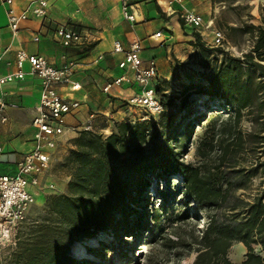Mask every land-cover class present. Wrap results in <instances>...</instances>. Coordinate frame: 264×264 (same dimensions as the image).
I'll return each instance as SVG.
<instances>
[{"label": "rangeland", "instance_id": "rangeland-1", "mask_svg": "<svg viewBox=\"0 0 264 264\" xmlns=\"http://www.w3.org/2000/svg\"><path fill=\"white\" fill-rule=\"evenodd\" d=\"M50 2L52 8L54 4V12L44 18L42 25L47 27V41L59 47L60 64L71 62L75 69L78 60L100 39L123 30L117 0ZM157 2L158 0H150L154 10L158 8ZM160 6L161 9L156 11L157 19L168 20L163 6ZM188 7L202 15L205 20H213V27L224 36V45H205L210 38L202 37L190 28H184L178 17L181 27L178 36L172 39L171 36L162 34L164 41L168 40L167 46L162 49V55L155 57L159 59L157 93L164 101V110L158 115H149V120L145 121L158 130L160 140L170 142L176 147L180 161L197 165L200 162L196 150L198 143L204 138H213L216 143L220 139L221 131L225 130L222 128L229 113H223L211 126H206L211 113L205 111L211 108L212 102L218 103L219 99L190 89V86L207 85L206 75L222 59L234 58L244 61V55L251 50L258 35L252 27H264V0H188ZM149 20L150 18L146 21ZM62 26L73 28L80 39L70 46L62 45L56 36L57 29ZM201 31L206 35L209 30ZM170 34L173 35L172 31ZM196 37H199L204 46L196 41ZM146 39L147 37L144 41ZM248 73L253 78L257 77L256 80L262 79L253 69ZM112 93H104L89 108L90 113L95 116L93 132L101 135L103 139L115 131L116 122L125 121L131 125L144 122L138 119L145 113L138 108L127 109L124 100L112 96ZM101 99L107 104L110 103L105 112L100 110L103 106ZM115 100L118 101L116 109L113 108ZM219 106L222 108V105ZM118 110L121 112L116 115ZM200 112H204L206 117L190 123L192 126L184 131L186 137H178L177 142H174L175 139H169L172 130ZM215 113L216 111L212 114ZM168 116H173V121L170 127L165 128ZM241 125L247 127L245 119L241 121ZM82 126L80 123L76 124V127ZM80 130L82 129L66 131L61 136L50 158L48 169L40 176L38 186L32 190L33 199L27 219L18 224L10 242L0 243V264H23L26 250L42 237L50 244V254L55 253L52 244L55 245L57 239L59 222L51 209V201L54 197L70 195L69 183L75 174L76 165L69 156L76 148L75 140ZM143 148L146 154L151 153V141H147ZM249 160L243 159L242 162L248 165ZM114 162L117 164V159ZM142 180V185L138 186L133 182L134 185L127 189L124 203L119 207L122 212L117 213L119 222L122 216L125 217L128 224L127 233H122L119 224L116 232L98 231L91 238L76 241L67 250L63 248L60 264H69L71 258L75 259L77 264H191L192 255L186 245L182 244L189 241L191 234H198L205 228V217L196 210L194 203H189L183 195L175 193L176 182L180 181L179 175L166 171L146 174ZM246 184L250 185L254 193L262 188L264 166L257 168ZM166 187L170 193H165L162 198L161 190ZM237 194L246 196L243 191ZM236 246L239 245L233 247L234 253Z\"/></svg>", "mask_w": 264, "mask_h": 264}, {"label": "trees", "instance_id": "trees-1", "mask_svg": "<svg viewBox=\"0 0 264 264\" xmlns=\"http://www.w3.org/2000/svg\"><path fill=\"white\" fill-rule=\"evenodd\" d=\"M157 5L160 10V4ZM252 28L258 35L251 50L244 55L245 62L222 59L206 75L207 85L190 86L219 99L205 111L211 113L206 126H211L223 113H229L222 128L225 130L216 143L213 138H204L198 143L199 164L180 161L176 147L160 140L158 130L147 121L133 125L116 122L115 131L105 139L93 131L80 130L76 148L69 156L76 165L69 183L70 195L54 197L51 201V209L59 222L57 239L52 244L55 253L50 254V244L42 237L26 250L23 264H60L63 248L67 250L72 243L91 238L98 231L116 232L119 224L122 233H127L125 217L119 222L117 215L122 212L119 207L124 203L127 189L133 182L142 185L146 174L166 171L179 175L175 193L194 203L207 221L201 232L191 234L189 241L182 244L192 255L191 264H264L259 254L264 252V186L254 193L246 184L257 168L264 166V159L261 160L264 155V27ZM195 39L204 46L199 37ZM251 69L262 79L253 78L248 73ZM161 101L165 106L162 98ZM203 113L194 114L172 130L169 139L177 142L178 137H186L184 131L196 119L206 117ZM166 119L165 128H168L173 116ZM243 119L247 122L246 128L241 125ZM147 141L152 143L149 154L143 148ZM247 158L250 163L244 165L242 161ZM239 191L246 196L238 195ZM161 193L164 198L165 193H170L169 188H163ZM236 243H242L246 249L241 263H233L228 258L229 249ZM68 263L77 264V261L71 258Z\"/></svg>", "mask_w": 264, "mask_h": 264}, {"label": "built area", "instance_id": "built-area-1", "mask_svg": "<svg viewBox=\"0 0 264 264\" xmlns=\"http://www.w3.org/2000/svg\"><path fill=\"white\" fill-rule=\"evenodd\" d=\"M168 15L177 14L185 26L201 35V30H209L212 35V45L222 47L224 36L213 27V20H205L202 15L187 6L186 0H158ZM4 8L7 26L15 34L20 26L30 18L44 19L50 10L48 0H28V3L18 9L15 0H0ZM120 13L124 20L134 23L137 20V5L131 0H120ZM60 43L70 46L80 39L79 34L69 27H59L56 31ZM151 37L161 39V31ZM39 40L38 35L33 41ZM141 40L132 39L125 46L120 40L113 44V52L121 55L117 67L122 73L107 82L102 91L109 93L112 88L118 89V95L123 96L127 109L138 108L145 113L138 120H149V115L163 112L164 106L157 93L158 67L153 58L144 60L141 57ZM28 65L30 74L40 81V95L34 108L31 120L33 128L32 146L15 162L14 168L2 171L0 168V243L10 242L18 224L27 219L33 199L32 190L38 186L40 176L48 169L50 158L61 136L75 128L67 125L66 117L74 115L81 109V101L74 96L81 89V84L73 79V63L66 62L56 65L42 55L30 54L23 49L15 53L16 70L0 75V87L7 83L23 79L24 65ZM132 88V92L124 96V87ZM6 107L15 108L14 103H6L4 94H0V116ZM4 121V117H2ZM95 116L89 113L82 130L93 131ZM2 148L0 146V154Z\"/></svg>", "mask_w": 264, "mask_h": 264}, {"label": "crops", "instance_id": "crops-1", "mask_svg": "<svg viewBox=\"0 0 264 264\" xmlns=\"http://www.w3.org/2000/svg\"><path fill=\"white\" fill-rule=\"evenodd\" d=\"M51 7L46 16L53 14L54 4L48 0ZM137 5V20L134 23H129L124 20L120 13V0L118 3V12L121 20L123 21V30L115 31L99 42L90 50L85 56H82L74 69L73 79L81 84V89L74 93V96L81 101V109L74 115L66 117L67 125L76 127L77 123L83 125L90 113L89 108L91 104L104 95L102 88L104 85L111 81L113 78L118 77L122 71L117 67V62L121 55L113 52V44L116 40H120L123 45H127L132 39L141 40L142 51L141 57L144 60L153 58L158 67L159 57L163 54L162 49L167 46L168 40L165 39L164 46H160L161 39L151 37L154 33L160 31L159 28H165L166 31H161L162 34L174 39L178 36V31L181 30L178 23V15L172 14L166 16L168 20L157 19V9H153L150 0H131ZM205 1V0H202ZM188 6V0H186ZM28 0H15V6L22 9ZM161 9V6H160ZM164 9V8H163ZM157 11V12H156ZM164 11V10H163ZM198 13V12H197ZM46 18V17H45ZM150 20L147 22L146 20ZM154 18V19H153ZM44 19L30 18L25 21L17 33H13L7 26V20L4 8L0 5V75L14 72L15 67V53L18 49H23L30 54H39L47 58L49 61L56 65H60L59 47L47 41V27L42 25ZM144 21H146L144 23ZM184 28H190L183 24ZM193 30L192 28H190ZM173 33L171 35L170 33ZM195 31V30H194ZM170 32V33H169ZM201 32L202 37L210 38L205 45L212 44V35L210 31L208 34ZM39 36L37 42L33 41L34 35ZM122 35V36H121ZM205 35V36H204ZM46 36V37H45ZM144 41V38H146ZM164 37V36H163ZM154 41V43H152ZM148 49V50H147ZM25 75L23 79L16 80L12 83H7L0 87V94H4L6 103H14L15 108L6 107L0 116V146L2 153L0 154V168L2 171H9L14 168L15 162L20 156L28 151L32 146L33 128L31 120L34 116V108L38 102L40 95V81L39 79L30 74L28 65H24ZM132 88L124 87V96L132 92ZM111 95L122 99L123 96L118 95V89L112 88ZM100 110L105 112L108 110L110 103L107 104L105 100L101 99ZM114 101V109L116 103ZM118 110L117 114H120ZM4 117V121L2 120ZM71 131V130H68ZM235 248L234 253V246ZM231 246L228 252V258L233 263H241L245 260L246 249L242 243H236ZM233 252V253H232ZM264 258V252L259 253Z\"/></svg>", "mask_w": 264, "mask_h": 264}]
</instances>
